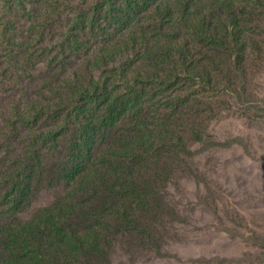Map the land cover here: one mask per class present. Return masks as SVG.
<instances>
[{
  "label": "rangeland",
  "instance_id": "1",
  "mask_svg": "<svg viewBox=\"0 0 264 264\" xmlns=\"http://www.w3.org/2000/svg\"><path fill=\"white\" fill-rule=\"evenodd\" d=\"M166 1L0 0V264H264V0Z\"/></svg>",
  "mask_w": 264,
  "mask_h": 264
},
{
  "label": "trees",
  "instance_id": "2",
  "mask_svg": "<svg viewBox=\"0 0 264 264\" xmlns=\"http://www.w3.org/2000/svg\"><path fill=\"white\" fill-rule=\"evenodd\" d=\"M140 4L137 5V10H134L133 12L134 13H137L138 9L141 10L140 8L142 7V9H145L146 8V5L148 3H151V4H154V11L156 14H159L160 17H163L167 22H173L174 21V16L171 14L172 13V10L170 8V2L169 1H166V0H140ZM168 2V3H167ZM137 4V3H136ZM141 5V6H140ZM161 7H164V9L166 10L165 12L161 11ZM158 12V13H157ZM168 16V18H167ZM163 32V28L161 30ZM164 33V32H163ZM153 35V34H151ZM162 38V42H167L168 39H169V36L168 35H162L161 36ZM135 41V40H134ZM133 41V42H134ZM107 52H110V50H103V48L101 49L100 48V55L99 57L103 58V56L107 53ZM87 232L85 231V234ZM86 236V235H85ZM87 237V236H86ZM72 240L74 241V243L76 245H79L81 246V249L80 250H83V252H91L93 250H89L88 249H85L84 250V244L85 243H88V241H86V239H84V236H81V237H73L72 236ZM96 240H92L91 242V247H94L96 248L97 247V242H95Z\"/></svg>",
  "mask_w": 264,
  "mask_h": 264
}]
</instances>
